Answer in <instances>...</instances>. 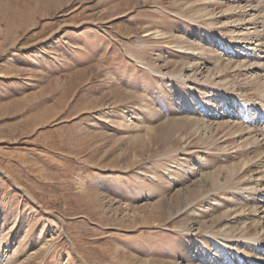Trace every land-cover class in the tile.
Returning <instances> with one entry per match:
<instances>
[{"label":"rangeland","instance_id":"obj_1","mask_svg":"<svg viewBox=\"0 0 264 264\" xmlns=\"http://www.w3.org/2000/svg\"><path fill=\"white\" fill-rule=\"evenodd\" d=\"M263 211L264 0H0V264H264Z\"/></svg>","mask_w":264,"mask_h":264},{"label":"bare ground","instance_id":"obj_2","mask_svg":"<svg viewBox=\"0 0 264 264\" xmlns=\"http://www.w3.org/2000/svg\"><path fill=\"white\" fill-rule=\"evenodd\" d=\"M247 114H248V113H247ZM257 202H258V201H257ZM259 203H260V200H259ZM252 207H253V206H252ZM255 207H256V206H255ZM262 208H263V207H262ZM255 212H256V211H255ZM257 212H258V211H257ZM263 212H264V211H263ZM253 213H254V212H253ZM262 216H263V215H262ZM255 218H257V217H255ZM255 218H254V219H255ZM261 218H262V217H261ZM261 218H260V219H261ZM252 220H253V219H252ZM252 220H251V222H252ZM253 221H254V220H253ZM258 221H259V218H258ZM254 222L257 223V219H256ZM254 222H253V223H254ZM253 223H252V225H255V224H253ZM258 223H259V222H258ZM258 223L256 224V226L258 225ZM260 223H261V222H260ZM260 225H261V224H260ZM258 226H259V225H258ZM246 228H247V227H246ZM248 230H249V229H248ZM258 243H259V242H258ZM259 261H260V260H259Z\"/></svg>","mask_w":264,"mask_h":264}]
</instances>
